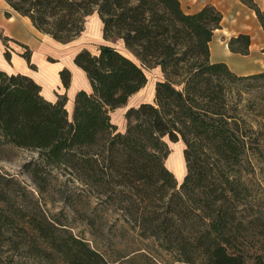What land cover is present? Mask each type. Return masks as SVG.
I'll list each match as a JSON object with an SVG mask.
<instances>
[{
  "label": "trees",
  "instance_id": "1",
  "mask_svg": "<svg viewBox=\"0 0 264 264\" xmlns=\"http://www.w3.org/2000/svg\"><path fill=\"white\" fill-rule=\"evenodd\" d=\"M2 1L60 44L77 39L85 19L96 13L103 39L121 41L138 63L108 45L96 53L78 52L73 63L91 89L76 94L71 116L65 96L48 102L31 78L0 70V147L37 153L38 161L26 167L35 183L48 170L68 172L77 184V201L84 190L104 197L136 222L132 230L139 238L153 240L177 262L247 264L243 241L260 219L246 225L241 218L249 196L242 165L249 156H261L263 131L247 123L242 103L251 91L264 98V73L238 76L224 63L209 61L221 13L206 5L185 14L179 0ZM239 1L254 12L264 32V9L253 0ZM2 42L9 61L11 40L3 37ZM15 44L35 69L28 47ZM249 45L246 34L228 41L229 51L243 56ZM154 68L164 78L155 85L153 103L129 108L125 129L118 131L110 113L127 105L147 83L144 70ZM59 77L68 88L69 71ZM166 140L184 144L186 174L180 185L165 166ZM84 216L95 236L96 222ZM36 229L48 240L44 229ZM125 230L126 225L120 232ZM70 243V264H111L82 241ZM47 244L64 252L60 243ZM253 264L264 260L259 255Z\"/></svg>",
  "mask_w": 264,
  "mask_h": 264
},
{
  "label": "rangeland",
  "instance_id": "2",
  "mask_svg": "<svg viewBox=\"0 0 264 264\" xmlns=\"http://www.w3.org/2000/svg\"><path fill=\"white\" fill-rule=\"evenodd\" d=\"M253 1L261 10L264 9L262 1ZM180 3L184 11L197 9L204 4H215L220 11H227L229 15L243 14L247 18L252 15V11L238 3V0H180ZM98 30L96 13H93L85 19L80 38L71 44L52 45L51 58L47 61L64 65L70 62L73 54L86 46H90L94 52L95 47L104 45L95 41ZM111 42L115 49L137 62L129 52L121 48L119 41ZM83 73L76 68L73 76L76 88L88 81ZM144 73L146 85L128 100L126 106L110 113L111 123L120 125L123 131L126 110L142 103H153L155 85L164 78L155 68L145 69ZM255 95L252 91L246 94L242 103L247 123L255 130L260 127V131H263V136L258 139L261 156H249L242 165L243 177L249 185V196L244 199L245 210L241 218L246 225L249 221L260 219V224L251 228L248 241H243L244 251L250 255L247 264H253L259 255L264 260V98ZM170 143L167 141L170 151L167 159L170 165L175 166L180 163V151L177 142ZM37 161L36 152L10 146L0 147V264H70L68 253L72 249V238L96 250L105 262L111 264H182L159 248L153 240L139 238L137 229L132 230L136 222L109 206L104 202V197L84 190L80 194V201H77V184L68 172H43L37 182L40 185H37L28 172ZM27 166H30L28 170ZM175 179L178 185L183 181V177ZM85 214L93 217L92 220L96 222L99 231L95 236L91 235ZM124 225L126 230L120 232ZM36 228L44 229L48 240L63 245L64 252L59 253L56 247L47 244L48 240L42 238ZM76 247L83 249L80 245Z\"/></svg>",
  "mask_w": 264,
  "mask_h": 264
},
{
  "label": "crops",
  "instance_id": "3",
  "mask_svg": "<svg viewBox=\"0 0 264 264\" xmlns=\"http://www.w3.org/2000/svg\"><path fill=\"white\" fill-rule=\"evenodd\" d=\"M238 3L241 2L238 0ZM262 3H264V1H262ZM206 5L215 6V8L222 15L220 28L213 32V36L209 42V61L211 63H224L231 72L238 76L264 73V32L260 28L254 12L250 10L252 11V15H250L248 18V21L251 23L250 24L249 22L247 23V16H243V14L242 16H236L235 14L229 15V13L226 14L227 11H220L218 6L215 4ZM206 5L204 4L197 9L195 8L194 10L187 9L186 11H184L182 5L181 8L185 14H194L200 11ZM238 14L239 13H237V15ZM96 20L97 25L99 24V30L95 36L97 37L95 41L99 44H104L115 48L111 41H105L103 39L102 24L101 21H99L100 19L97 14ZM250 26H252V30H247V28ZM239 34H246L250 37L249 54L246 56L231 53L228 49V41L230 38L236 37ZM3 37H7L9 40H11V42H8V47L10 49L9 62L4 57L6 47L2 42ZM14 42L28 47L31 52V64L35 67V69L29 68L26 61L20 56L22 49ZM119 42L121 44V48L127 51L124 48L123 43L121 41ZM52 45L67 44H60L51 39L49 36L41 34L32 26L28 18L20 16L18 13L14 12L4 1L0 0V70L7 74H20L31 78L41 87V95L48 102L55 103L59 96H65L67 99L65 109L71 116L76 94L79 91L90 92L91 88L88 81L83 83L81 86H77V88L75 86L73 76L77 67L73 65L72 60L77 53L73 54L70 57V62L64 65L47 61L48 58H51L50 50ZM94 49L95 50L93 52L90 49V46H86L85 49H80L77 52H80L81 50H87L91 53H96L97 48L95 47ZM65 67L69 69L68 71L70 73V82L68 88L63 86L59 77L60 71L65 69L67 70ZM155 69L160 71L159 68ZM114 124L118 131L123 132L120 125L116 123ZM176 146L180 151V163L172 166L170 163H168V159H166L165 166L173 173L176 178H184L186 174V167L184 158L181 156V151H184V144L179 141L177 142Z\"/></svg>",
  "mask_w": 264,
  "mask_h": 264
},
{
  "label": "bare ground",
  "instance_id": "4",
  "mask_svg": "<svg viewBox=\"0 0 264 264\" xmlns=\"http://www.w3.org/2000/svg\"><path fill=\"white\" fill-rule=\"evenodd\" d=\"M261 1H263V0H261ZM246 19H247V23H248V22H249V21H248L249 19H248V18H246ZM249 23H250V22H249ZM250 24H251V23H250ZM247 30H252V26L248 27Z\"/></svg>",
  "mask_w": 264,
  "mask_h": 264
}]
</instances>
